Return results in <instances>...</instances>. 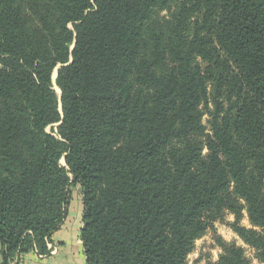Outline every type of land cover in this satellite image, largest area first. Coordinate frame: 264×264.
Here are the masks:
<instances>
[{
  "label": "trees",
  "instance_id": "trees-1",
  "mask_svg": "<svg viewBox=\"0 0 264 264\" xmlns=\"http://www.w3.org/2000/svg\"><path fill=\"white\" fill-rule=\"evenodd\" d=\"M73 184L86 264H186L227 214L264 264V0H0V264Z\"/></svg>",
  "mask_w": 264,
  "mask_h": 264
},
{
  "label": "rangeland",
  "instance_id": "rangeland-1",
  "mask_svg": "<svg viewBox=\"0 0 264 264\" xmlns=\"http://www.w3.org/2000/svg\"><path fill=\"white\" fill-rule=\"evenodd\" d=\"M164 16H169V12H164ZM60 66H57L52 73L51 81L53 89L60 97V91L55 85V79L57 76V70ZM207 116L204 117V124L207 123ZM56 128V125L53 126ZM52 126L46 128L47 133H51ZM60 163L64 165L63 160H60ZM67 210H70L73 213L80 214V211L83 212V203L82 196L80 191V186L78 184H73L69 187V198L67 202ZM233 216L227 214L222 221H217L214 223L213 228L207 231V233L195 242L193 251L189 254L186 264H207L210 262H216L221 254V249L217 245V238H220L228 244H235L244 248L245 254L250 260V264H260L254 257V251L243 244V242L233 233L230 228V224L233 222ZM65 221V220H64ZM242 226L249 227L248 221L244 218L241 222Z\"/></svg>",
  "mask_w": 264,
  "mask_h": 264
},
{
  "label": "crops",
  "instance_id": "crops-1",
  "mask_svg": "<svg viewBox=\"0 0 264 264\" xmlns=\"http://www.w3.org/2000/svg\"><path fill=\"white\" fill-rule=\"evenodd\" d=\"M81 228L82 210L79 215L68 210L65 221L51 236L48 255L32 251L16 256L10 264H86L80 239Z\"/></svg>",
  "mask_w": 264,
  "mask_h": 264
},
{
  "label": "water",
  "instance_id": "water-1",
  "mask_svg": "<svg viewBox=\"0 0 264 264\" xmlns=\"http://www.w3.org/2000/svg\"><path fill=\"white\" fill-rule=\"evenodd\" d=\"M63 162H64V158H62Z\"/></svg>",
  "mask_w": 264,
  "mask_h": 264
}]
</instances>
